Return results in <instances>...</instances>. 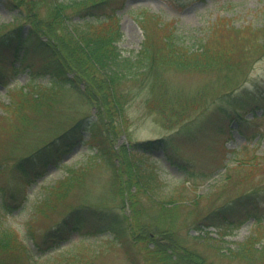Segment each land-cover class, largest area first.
Segmentation results:
<instances>
[{
  "label": "trees",
  "instance_id": "16d2710c",
  "mask_svg": "<svg viewBox=\"0 0 264 264\" xmlns=\"http://www.w3.org/2000/svg\"><path fill=\"white\" fill-rule=\"evenodd\" d=\"M123 3V0H5L7 8H17V13H22L24 17H21L25 21L0 26V53L3 49L11 48L18 57L20 47L33 50L45 60L46 69L50 67L48 72L61 81L58 87L55 83L38 82L16 88L10 96V106L5 104L6 113L1 115L5 121L0 128V151L6 148L8 153H15L12 160L16 171L27 176L29 173H38L35 172L38 165L58 159L79 143L93 140L91 145L94 152L88 155L80 167L68 168L65 179L49 186L37 209L48 210L51 214L63 204L65 208L52 223L65 227L59 232L63 233L66 227L78 231L85 223H89L92 230L88 235H103L111 245L119 242L126 253L141 245L151 253L158 252L153 256L159 257L160 264H180V258L172 257L177 245L181 244L174 237L179 235L185 239L190 235L178 218V205L175 203L179 198L174 192L165 196L157 172L141 169L138 164L146 152L157 147L158 141L171 145L173 142L188 144L190 155L195 153L201 142L209 148L216 146V141L223 133L218 134L214 129L215 124L230 115L239 120L241 112L234 116L237 108L232 104L242 100L240 94H236L238 96L231 104L230 111L231 108L222 109L215 99L223 100L228 94L236 96L234 93L242 86L244 73L259 56L264 55V24L246 29L243 27L241 30L219 19L194 48L179 39L175 26L164 22L156 14L147 13L140 18L145 39L133 59L130 55L122 56L116 45L121 32L114 20L116 11ZM70 11L80 20L71 22ZM33 14L40 15V24L36 23ZM23 23L29 27L25 36L21 32ZM54 37L59 40L60 47L53 40ZM22 59L19 55L18 60ZM168 69L209 77L191 90V86L172 82L167 75ZM68 70L85 79L86 88L81 90L77 87L76 91L87 96L92 103H98L96 110L100 111L102 118L93 115L89 119V114H86L68 122H59L57 91L66 89V82L74 85L67 75ZM126 78L135 81L136 87L140 86L142 93L134 103L140 105L145 114L154 115L164 129L180 126L181 130L165 139L133 140L128 133L130 126L125 125V120L128 119L127 107L132 103L130 96L135 86L129 85ZM95 93H98L100 101ZM200 107L207 109L201 111ZM11 112H14L13 118L8 115ZM44 122L52 123V127H47ZM42 130L49 137L43 136L39 144L28 152L17 151L27 135H32L31 141L36 140L33 137ZM121 132L129 143L119 149L115 147L113 139ZM176 147L174 154L168 156L169 161L182 166L185 174L176 182L173 191H177V187L194 189L196 183L191 178L194 171L192 157L186 158L184 163L177 162L181 148ZM247 149L246 144L229 150L232 153L229 160L233 165L226 166L220 187L214 188L207 196L210 199L211 194L220 196L223 193L226 195L224 202L209 204L210 208L203 216L198 214V205L194 206L195 222L199 221L196 223L212 225L218 232L227 234L239 228L249 217L252 218V234L234 250L226 251L219 245L216 247L218 250L210 247V255L225 259L226 264H264V215L261 213V207H264V185L256 184L264 179L256 174L260 166L253 159L256 160L258 156L254 154L248 157ZM218 150L222 151L221 155L225 154L223 147ZM5 159L8 156L0 158V163H9ZM105 170L109 174L102 179V171ZM88 173L95 174L96 184L84 185ZM124 174H128L127 179H124ZM201 175V181L210 176L209 173ZM186 180L188 184H185ZM234 180V190H227ZM75 184L84 189L78 193L71 192ZM132 185L136 187L132 189ZM92 186H100L101 192ZM127 186L129 189L126 193ZM22 195L25 200V194ZM68 195L75 199L64 204ZM22 201L23 198L19 201L20 205ZM101 203H107L108 206ZM123 204H128L129 213L121 209ZM6 207L5 203H0V211ZM187 213L191 214L193 210ZM31 224L32 221H27V228ZM150 230H154L161 240L164 237L169 239L164 247L154 242L155 249L150 248ZM7 234L4 228L0 230V264H35L39 256L37 254L50 250L54 245L44 243L41 245H45L43 248H35L18 243L17 236L8 237ZM185 246L192 255L184 256L188 260L186 264H212L193 250L188 242ZM71 257H74V261L79 259L75 255Z\"/></svg>",
  "mask_w": 264,
  "mask_h": 264
},
{
  "label": "rangeland",
  "instance_id": "374dc122",
  "mask_svg": "<svg viewBox=\"0 0 264 264\" xmlns=\"http://www.w3.org/2000/svg\"><path fill=\"white\" fill-rule=\"evenodd\" d=\"M123 2L122 7L116 12L114 20L116 27L121 32L120 40L116 45L122 56L130 55L133 59L139 53L145 39V31L141 26L140 18H143L147 13L157 14L161 20L175 26V33L179 36V39L184 44L194 47L199 45L211 25L219 19L236 29L243 27L246 29L249 26L257 27L264 24V0H123ZM17 10V8L9 10L5 5V0H0V26L3 24L10 25V23L15 21L24 22L25 20L21 17L23 14L17 13ZM32 17L35 18L37 24H40V15L33 14ZM70 20L75 22L80 19L75 13L71 12ZM28 29V25L23 23V28H21L23 36L28 34ZM220 29L223 28L220 27ZM53 40L60 47L59 40L55 37ZM21 48L18 51V57L21 55V58H23L20 62L18 57L14 55V49H3L0 53V128L5 121L4 118H1V115L6 113L4 105L10 106V96L15 92L16 88L22 87L27 83L38 82L45 84L55 83L58 87L61 81L48 72L50 67L46 69L43 58L33 52V50H26L25 47L24 50ZM67 72L70 81L74 85L66 82V89L60 88L57 91L56 97L58 101L56 109L59 122H68L86 114H89V119L93 115L101 117L100 111L96 110L98 103L96 101L92 103L87 99V96L81 95L80 92L76 91L77 87H80L81 90L86 88L85 79L72 70ZM82 73L83 70H81ZM167 75L176 85L191 86V90L204 83L209 77L174 69H168ZM242 79L244 88H242L241 92L238 91L241 95V102L239 100L237 104H232L238 96L236 95L238 92L234 93L236 96L232 94L224 96L223 100L215 99L216 104H219L224 110L231 108L230 111H232L231 104L232 106L234 105V108H237V112L234 111L233 113L234 116L239 115L241 112V118L238 120L230 115L227 119H220L215 124L214 129H216L218 134H223L216 141L214 148H209L204 142H201L195 153L190 155L188 144L179 143L178 145V143L173 142V145H171L164 141H158L156 143L157 147L146 152L145 156H143L144 159L138 164L141 169L155 170L157 172L158 179H160L159 181L162 185L161 190L165 196L174 192L175 196L179 198L175 203L178 205L176 208L179 212L178 218L182 222L181 225L185 226V230L190 235V237L185 239L180 238L179 235L174 237L181 244L177 245L172 257L180 258V264L188 262V260L184 259V256H192L185 246L186 242L207 262L226 264L225 259L210 255V247L212 246L218 250L216 247L219 245L226 251L234 250L239 243L245 241L252 234L250 233L251 218H248L239 228L234 229L232 233L227 234V232H217L216 228L212 226L205 227L203 223H196L199 221L195 222L197 218L194 217V206L196 204L198 205V214L203 216L210 208L209 204L217 205L224 202L226 195H223V193L220 196L211 194L210 199H207V196L214 188H219L224 179L222 175L224 168L221 162L227 161L228 156L232 157V153L229 150L247 144L248 157H253L254 154L258 156L255 158L257 161L253 159L260 166L256 174L258 173L264 179V157L262 156L264 153V55L259 56L254 61L252 67L244 73ZM125 80L129 85L135 86L133 95L130 96L132 103L127 107L128 119L125 120V125L130 126L128 133L133 140L166 137L170 134L175 135L181 130L180 126H176L171 130L164 129L161 122L154 115L145 114L142 107L134 103V101H138L139 95L142 93L140 86L137 85L136 87V83L132 79L126 78ZM96 97L99 98L98 93ZM202 109L207 108H199L201 111ZM8 115L13 118L14 112ZM67 117L69 119L66 120ZM44 124L47 127H52V123L44 122ZM219 124L221 128H219ZM66 126L64 125V127ZM48 135L42 130L33 137V139H36L32 140L33 142L31 141L32 135H27L17 151L21 153L28 152L33 146L39 144L38 142L43 139V136L49 137ZM122 136L124 134L121 132L116 134L113 139L115 147L119 149L129 142L126 137L123 138ZM160 142L162 145H160ZM92 143L93 140H88L87 143L77 144L58 159L47 161L35 167V172H38L35 175L29 173L27 176L16 171L12 160L16 156L15 153H8L6 148L1 150L0 158L8 156V159L5 160H8L9 163L6 164L4 161L0 163V203H5L7 206L3 211H0V230L4 228L8 232V237L9 235L10 237L17 236L16 240L18 243H25L31 247L35 246V248H43L45 245H41L44 243L50 245L53 243L54 245L50 250L37 254L39 256L35 264H160L159 257L153 256L158 254V252L151 253L149 249L141 245L136 249L132 248L126 253V249L121 247L119 242L111 245L109 241H105L103 235H88L89 231L92 230L89 223H85L78 231L66 227L63 233L59 232L65 227L62 228L52 223L55 222L54 220L57 218L58 213H61L65 208L63 204L59 205L51 214L48 210L39 211L37 209V204L41 203V199L46 195V189L65 179L68 175V168L73 166L74 168L80 167L87 160L88 155L94 152ZM176 146L181 148V150L179 149L177 162L184 163L186 158L192 157L193 163L191 164L194 171L191 178L196 183L194 189L177 187V191H173L176 182L185 174V171L181 169L182 166L175 165L169 161L170 157L168 156L174 154L177 149ZM220 147L226 150L225 158L222 161H220L221 155L219 154L222 151L219 152L218 150ZM117 163H119L118 159ZM229 164V166L233 165L232 162H229ZM204 173H209L210 176L201 181V174ZM108 174L109 171H102V179ZM127 175H123L124 179H127ZM93 176L95 174L88 173L86 175L85 186H91V183L94 182L95 184L97 183L96 177ZM235 182L234 180L232 184L231 181V184L227 186V190H234ZM188 183L189 181L186 180L185 184ZM256 184L264 185V180ZM98 187L100 186H92L91 188L101 192ZM134 187L136 186L132 185L131 188L134 189ZM83 189L75 184L70 191L78 193ZM128 189L129 187L127 186L125 188L126 193ZM22 193L26 196L25 200ZM69 196L71 195L67 196L65 200L67 202H63L64 204L71 203L75 199V197ZM22 198L23 203L20 205L19 201ZM214 198L215 200H213ZM100 205L108 206L107 203H101ZM121 206H124V204ZM121 209L127 210L128 213L130 212L128 204H125ZM191 210H193V213L188 214L187 212ZM86 211L89 212V210ZM261 213L264 215V207H261ZM27 221H32L30 228L26 226ZM149 234L152 239L149 240V244L153 250L156 242H159L158 245L160 247H164L169 240L165 237L161 240L156 236L154 230H150ZM262 234L264 235V233ZM71 255H75L79 259L74 261V257H71ZM134 258L135 260L131 262Z\"/></svg>",
  "mask_w": 264,
  "mask_h": 264
}]
</instances>
